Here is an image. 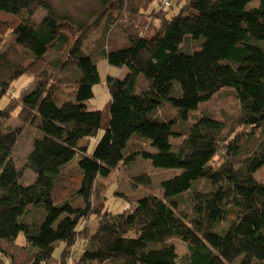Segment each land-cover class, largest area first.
<instances>
[{
	"label": "trees",
	"instance_id": "obj_1",
	"mask_svg": "<svg viewBox=\"0 0 264 264\" xmlns=\"http://www.w3.org/2000/svg\"><path fill=\"white\" fill-rule=\"evenodd\" d=\"M167 1L98 0L92 20L77 23L47 0H0V103L17 79L31 78L0 106V264H177L173 240L186 245L182 264H264V183L256 178L264 177V51L256 45L264 42V0L251 9L253 0ZM174 5L177 14H159ZM143 18L158 25L152 37ZM101 27L99 48L86 53L85 39ZM187 36L197 41L190 52L182 50ZM99 56L123 78L106 76L109 128L89 150L81 142L96 137L101 113L84 102L100 82ZM221 90L240 108L239 131L227 139L218 120L188 119ZM15 111L38 133L28 182L12 159L22 127L2 124ZM134 139L153 150L132 147ZM137 158L178 172L161 180L162 197L111 214L98 178ZM133 179L151 183L143 172ZM78 239L86 246L71 261Z\"/></svg>",
	"mask_w": 264,
	"mask_h": 264
},
{
	"label": "rangeland",
	"instance_id": "obj_2",
	"mask_svg": "<svg viewBox=\"0 0 264 264\" xmlns=\"http://www.w3.org/2000/svg\"><path fill=\"white\" fill-rule=\"evenodd\" d=\"M48 3L52 6L55 14L59 17L69 16L77 23H85L90 22L95 14H97L100 10L98 0H47ZM259 0H253L249 4H247L246 9H251L257 7ZM153 7L155 5L153 4ZM177 6L174 5L171 9H166L165 11L159 12L167 13L168 16H173L177 14ZM44 13L42 11L38 12L34 18L37 21ZM141 24V23H139ZM103 33V27H101L98 31L94 32L87 39H85L82 49L86 53H92L96 44L95 41L98 39ZM197 41L192 40L188 36L184 39L182 44V50L184 52H190L188 46H196ZM185 44V48L183 49V45ZM256 45L259 46L264 51V42H256ZM99 48V47H97ZM96 48V49H97ZM96 66L97 71L99 73L100 82L93 86V98L84 102L87 109L89 110H98L101 113V123L100 128L97 132L96 137L90 138V140H83L82 143L84 145H90L89 150L97 144L99 139L105 133V131L109 128L110 122V97L105 88V80L106 76H114L117 78H123V72L118 68L109 66L102 56L96 58ZM31 78L28 75L21 76L17 79L11 90L7 93L3 101L0 103V106L3 107L4 104H8L12 101H15L18 98V95L23 87H25ZM224 90H230L226 88ZM221 90L217 94H215L209 101L199 104L197 110L189 113L188 119L189 122H193L196 118L201 116H208L215 120L221 122L225 129L223 131V137L225 139L231 137L232 133H236L239 131V127L237 124V117L240 116V108L238 102L233 98L232 94ZM232 91V90H231ZM66 94L63 95L64 99H68ZM16 111L13 113V117L3 122L2 124L9 125L10 128L22 127V132L19 138L16 141V144L12 150V159L18 169L23 171L24 180L23 182L32 181L34 179L33 173L24 167L26 157L31 150L32 141L35 136L38 135L37 131L28 125H22V123L16 117ZM167 114L170 117L174 116V112L167 109ZM89 141V142H88ZM131 146L133 145L139 149H147L153 150L150 146L148 147V143L139 142L136 139L131 140ZM78 157H75L70 164L67 166L69 169H74L77 163ZM222 160L221 155L215 157V161L219 164ZM143 172L147 174L150 179V185H143L136 182L133 179V175ZM177 170L174 169H165L156 167L151 164L150 161L144 160L142 158H137L136 161L130 163L128 167L120 164L117 169H115L107 178H98L97 187L100 186V193L103 196L104 200L102 201L105 210H107L111 214H120L123 211L128 212L132 211L135 206V201L141 197H144L149 194L156 195L157 197H162L163 191L160 188L161 180L173 176L177 173ZM256 178L264 183L263 175H256ZM38 216L33 220L34 223H38L43 218V211L38 210ZM25 219V218H24ZM21 220L26 222L25 220ZM231 219V217H230ZM96 221L94 216L92 215L87 221L86 226L93 230L95 227ZM17 244H23V236L22 234L18 237ZM175 246V251L177 254V264H182V257L186 254L187 249L185 243L179 240L172 241ZM86 246V243L82 239H78L71 249V261L77 260L78 257L81 256L83 250ZM61 252V248H57L54 250L55 258H59ZM74 263V262H73ZM5 264H8L5 262ZM51 264H56L55 262Z\"/></svg>",
	"mask_w": 264,
	"mask_h": 264
},
{
	"label": "crops",
	"instance_id": "obj_3",
	"mask_svg": "<svg viewBox=\"0 0 264 264\" xmlns=\"http://www.w3.org/2000/svg\"><path fill=\"white\" fill-rule=\"evenodd\" d=\"M153 20L154 19L143 18L140 21L141 24H139V25H140V28L142 29L145 37H148V38L152 37L156 32L158 25ZM82 142H81V144L84 145V143H82Z\"/></svg>",
	"mask_w": 264,
	"mask_h": 264
},
{
	"label": "built area",
	"instance_id": "obj_4",
	"mask_svg": "<svg viewBox=\"0 0 264 264\" xmlns=\"http://www.w3.org/2000/svg\"><path fill=\"white\" fill-rule=\"evenodd\" d=\"M163 1L165 5H168V1L167 0H160Z\"/></svg>",
	"mask_w": 264,
	"mask_h": 264
}]
</instances>
